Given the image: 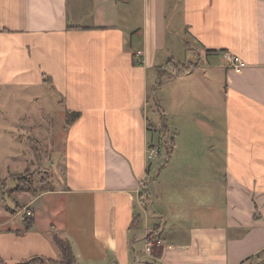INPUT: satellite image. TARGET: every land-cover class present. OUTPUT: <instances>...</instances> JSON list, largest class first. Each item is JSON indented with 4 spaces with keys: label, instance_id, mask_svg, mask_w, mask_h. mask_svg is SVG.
<instances>
[{
    "label": "crops",
    "instance_id": "obj_1",
    "mask_svg": "<svg viewBox=\"0 0 264 264\" xmlns=\"http://www.w3.org/2000/svg\"><path fill=\"white\" fill-rule=\"evenodd\" d=\"M14 88L31 94L0 112L2 264H56L55 232L74 264H264V0H0ZM27 170L46 176L8 185Z\"/></svg>",
    "mask_w": 264,
    "mask_h": 264
},
{
    "label": "rangeland",
    "instance_id": "obj_2",
    "mask_svg": "<svg viewBox=\"0 0 264 264\" xmlns=\"http://www.w3.org/2000/svg\"><path fill=\"white\" fill-rule=\"evenodd\" d=\"M174 55L176 58H181V59H186V57H184V53L181 52V51H175L174 52ZM183 56V57H182ZM162 58H165L164 55ZM174 61H173V65L171 64L169 67H166L165 69H158V74L160 77L169 74V73H173V74H177L179 72V70H172V68L174 67ZM177 63V62H176ZM179 65V63H178ZM170 70V71H169ZM179 82H180V79H179ZM156 86H157V83H156ZM180 87V84L177 83V88L179 89ZM175 88V89H177ZM154 90V89H153ZM171 91V84H167V86H162V90H161V93H165L166 94V97H168L169 99L173 98V96L171 97L170 96V92ZM31 93L28 92V91H18L16 90L15 88L12 89L11 91V94L10 95H7L5 98H4V94H1L0 95V112H9V111H12V110H15V109H18V97H21L20 101L22 104H19V106H26L25 104V98L28 97V95H30ZM174 98L177 99V100H180V93L178 92L177 95H174ZM172 105H174L172 103ZM156 106L155 104V101H151V105L149 106L150 108ZM16 107V108H15ZM27 107V106H26ZM180 107V105L178 106ZM177 107V112L180 113V109ZM15 108V109H14ZM163 118V117H162ZM16 128V127H15ZM15 128H11L9 127L8 130H14ZM159 130L157 131V134L154 135V137L151 139V144H154L156 146H158V154L153 158H150V162L149 164L150 165H153L154 169L152 170V174L150 177H158V175L160 174L159 171L160 169L165 166V159L166 157L171 153V149H172V140H173V136L171 135L172 132H170L167 127H165V124H164V118L161 120V124L158 128ZM5 139V135H3V140ZM2 141V140H1ZM8 141L5 140V142H1L0 145L2 146H5L4 148L7 149V145H5V143ZM3 143V144H2ZM3 148V147H2ZM8 156H11L10 154H8ZM12 168V167H11ZM23 169H18V171H22ZM162 172L165 173V170H163ZM31 170H27L26 172L22 173L20 175V177L18 178L17 176H14L16 178H12L13 176H9L7 182H8V185H16L17 184V181H19L20 183H22V179L23 180H27V181H38V180H42L43 178H45L46 174H43V173H37V174H34V177L33 175H31ZM33 174V173H32ZM38 176V178H36ZM18 178V179H17ZM25 183H28L26 181H24ZM30 184V183H28ZM145 190L142 189L141 191V194H140V201H141V204L146 207L147 206V202H146V199H143L142 196L145 195L144 194ZM148 198V197H147ZM12 201L13 199H9L6 197V200L5 201ZM151 234V233H150ZM149 234V235H150ZM155 237V235H154ZM148 244L150 245V243L148 242Z\"/></svg>",
    "mask_w": 264,
    "mask_h": 264
},
{
    "label": "trees",
    "instance_id": "obj_3",
    "mask_svg": "<svg viewBox=\"0 0 264 264\" xmlns=\"http://www.w3.org/2000/svg\"><path fill=\"white\" fill-rule=\"evenodd\" d=\"M173 63L172 59H169L164 66H158V69H165L166 67H169L171 64ZM173 65V64H172ZM178 66V63H174V67L176 68ZM76 113H70L68 115V119L67 122L73 120V117L76 116ZM165 123V122H164ZM166 127V126H165ZM151 144V143H150ZM255 215L257 216V214L255 213ZM31 217V216H29ZM27 217V218H29ZM32 222V218L28 219L27 221V227L31 224ZM54 240L56 242V245L58 246L60 253H61V257L58 261H56V264H74L75 263V257L74 254L72 252V248L70 246L69 241L66 238L61 237L57 232H55L53 234ZM0 264H2V261L0 260ZM20 264H27L26 262H22Z\"/></svg>",
    "mask_w": 264,
    "mask_h": 264
},
{
    "label": "built area",
    "instance_id": "obj_4",
    "mask_svg": "<svg viewBox=\"0 0 264 264\" xmlns=\"http://www.w3.org/2000/svg\"><path fill=\"white\" fill-rule=\"evenodd\" d=\"M224 57L227 59V61H229V63L234 66L235 68H241L242 66L245 65L244 61L239 60V57H237L236 55H231V54H224ZM139 60V59H138ZM140 61V60H139ZM158 146L154 145V144H149L148 148H147V159L150 160V158H153V156L155 157L158 154ZM32 215V212L30 209L25 208L24 210V214L23 217H29ZM147 249H149L147 247Z\"/></svg>",
    "mask_w": 264,
    "mask_h": 264
}]
</instances>
